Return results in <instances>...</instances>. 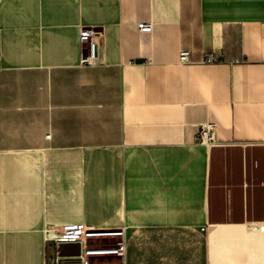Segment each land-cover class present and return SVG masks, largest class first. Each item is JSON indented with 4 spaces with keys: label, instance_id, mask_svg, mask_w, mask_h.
<instances>
[{
    "label": "crops",
    "instance_id": "crops-1",
    "mask_svg": "<svg viewBox=\"0 0 264 264\" xmlns=\"http://www.w3.org/2000/svg\"><path fill=\"white\" fill-rule=\"evenodd\" d=\"M0 57V264H264V0H0Z\"/></svg>",
    "mask_w": 264,
    "mask_h": 264
},
{
    "label": "built area",
    "instance_id": "built-area-1",
    "mask_svg": "<svg viewBox=\"0 0 264 264\" xmlns=\"http://www.w3.org/2000/svg\"><path fill=\"white\" fill-rule=\"evenodd\" d=\"M140 30L151 31L152 24L150 22H142L138 24ZM100 33L93 27L82 26L79 32V40L82 45V57L83 63L94 64L98 60V40L97 37ZM88 45V51L85 53L83 48ZM180 61L189 62L190 53L189 50L183 49L180 51ZM1 66V57H0ZM217 123L212 120L203 121L200 124V128L196 134V141L206 147L210 146L216 141ZM47 134V137H50ZM55 232L53 235H45L46 243L48 244L49 254L48 263L49 264H72L74 260H78L81 263L84 262L86 256L92 254H107L117 251L124 255L125 251V241L127 227L123 226L119 229H86L72 223H62L55 227ZM103 236H118L120 241L111 247L104 246L101 243L90 242V239H96ZM78 243L80 245V253L78 255L69 257L62 256L58 252V246L60 243Z\"/></svg>",
    "mask_w": 264,
    "mask_h": 264
},
{
    "label": "rangeland",
    "instance_id": "rangeland-1",
    "mask_svg": "<svg viewBox=\"0 0 264 264\" xmlns=\"http://www.w3.org/2000/svg\"><path fill=\"white\" fill-rule=\"evenodd\" d=\"M55 229H56V228H53V227H51V226H46V227L44 228L45 235H46V234H47L48 236L53 235L54 232H55ZM98 239H102V238L99 237ZM101 244L104 245V246H108V247L114 246L113 244H104V243H101Z\"/></svg>",
    "mask_w": 264,
    "mask_h": 264
},
{
    "label": "water",
    "instance_id": "water-1",
    "mask_svg": "<svg viewBox=\"0 0 264 264\" xmlns=\"http://www.w3.org/2000/svg\"><path fill=\"white\" fill-rule=\"evenodd\" d=\"M67 245H69V243H66V242H62L59 244L58 246V252L60 255H67V254H70V253H66L64 251V247H66ZM79 253V249L75 252V253H71V254H78Z\"/></svg>",
    "mask_w": 264,
    "mask_h": 264
}]
</instances>
